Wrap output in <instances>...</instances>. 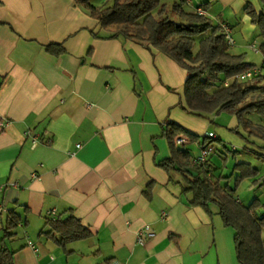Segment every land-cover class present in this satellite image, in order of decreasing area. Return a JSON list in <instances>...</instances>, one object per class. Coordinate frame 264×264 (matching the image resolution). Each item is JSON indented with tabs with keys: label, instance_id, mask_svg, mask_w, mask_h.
<instances>
[{
	"label": "crops",
	"instance_id": "1",
	"mask_svg": "<svg viewBox=\"0 0 264 264\" xmlns=\"http://www.w3.org/2000/svg\"><path fill=\"white\" fill-rule=\"evenodd\" d=\"M109 1L89 0L100 8ZM85 2L0 0V122L7 121L0 126V243L14 211L21 221L4 242L14 264H240L236 232L225 225L218 206L194 204L187 190L198 171L160 165L172 154L164 135L171 122L198 136H182L186 142L178 144L191 152L192 162L198 153L193 151L207 142L202 135L212 117L223 111L205 117L186 110L189 72L155 47L112 36ZM249 4L264 11V0H191L185 8L202 7L214 25H228L230 51L260 66L251 79L264 86V37ZM50 43H61L64 51H49ZM248 117L264 124L257 114ZM248 142L246 153L264 155V141ZM241 156L237 164L259 171L247 179L260 183L264 162ZM213 158L209 175L233 187L227 179L234 172L219 173ZM258 185L247 200L236 199L246 206L255 198L263 204L264 184ZM70 212L90 229V238L62 246L41 234L50 231L49 219ZM145 226L155 236L140 244L133 234Z\"/></svg>",
	"mask_w": 264,
	"mask_h": 264
},
{
	"label": "trees",
	"instance_id": "2",
	"mask_svg": "<svg viewBox=\"0 0 264 264\" xmlns=\"http://www.w3.org/2000/svg\"><path fill=\"white\" fill-rule=\"evenodd\" d=\"M85 1L100 26L114 32L112 36H123L145 47H155L189 72L182 103L186 110L205 117L226 111L235 115L250 135L264 140V124H255L248 117L257 114L264 121V86L238 78L255 65L247 62L244 54L230 51L231 45L222 25H214L207 16L186 10L184 0L175 1L170 6L163 0H113L112 5L103 8ZM246 9L264 37V11L258 12L250 4ZM47 49L56 54L64 51L61 43H50ZM261 51L264 55V43ZM226 80L230 83L226 84ZM164 135L172 154L160 165L167 170L178 166L184 173L195 168L198 175L190 179L187 188L194 193V204L207 210L211 204L218 206L225 225L236 232V252L240 264H264V212L257 213V209L264 204L255 198L246 206L235 197L239 183L256 177L259 171L250 164L238 163L233 169L235 185L222 187L209 175V161L200 166L192 164L191 152L177 143L182 136L197 141V135L174 122L168 125ZM253 153L264 162V155ZM257 180L264 184V175ZM20 221L21 216L16 212L9 213L0 243V264H14V253L5 247L4 242L13 236V230ZM47 224L50 231H42L41 234L62 246L92 236L90 229L72 212L64 218H51Z\"/></svg>",
	"mask_w": 264,
	"mask_h": 264
},
{
	"label": "rangeland",
	"instance_id": "3",
	"mask_svg": "<svg viewBox=\"0 0 264 264\" xmlns=\"http://www.w3.org/2000/svg\"><path fill=\"white\" fill-rule=\"evenodd\" d=\"M180 1V0H178ZM164 3H167L168 6L172 5L175 0H163ZM113 4V0L109 1V5ZM258 59V57H257ZM261 62H258L260 65ZM260 67V66H258ZM263 75H264V67L262 68ZM249 81L255 82L254 80L250 79ZM234 117L232 114H229L226 111H223L220 113L219 116L212 117V122L210 123V129L208 131H205L202 135L203 137L213 132L214 134L217 133L220 137H222L223 141L226 142V145L228 146V149L225 148L224 143L219 142L216 138L212 139L210 141L207 139L206 144H209L210 146H213L214 151L210 155V158L212 159V156L214 157L213 160L216 162L220 168L219 173H223L225 175H230L232 171H234V166L237 164V162L242 161L241 154H247L251 155L253 158L257 159L256 155L253 152L245 150V147L247 145L248 140L251 142L257 141V139H261L260 137L256 135H250L249 131L246 129V127L243 124L239 123V120L237 117H234L236 119L235 126H230L229 124L230 118ZM214 119V120H213ZM238 149L237 152H234L233 148ZM200 148V147H199ZM199 148H197L199 150ZM194 150L193 154L198 152V150ZM235 178L236 174L234 173L231 177H229L227 180L230 181V184L232 186L235 185ZM260 183H254L253 180L245 179L242 180L239 185L237 186V189L235 191V195L239 196L243 200H247L249 197H251L254 194V191L252 192V189L255 188L256 190L259 189ZM261 189V201L264 204V186ZM264 212V207L261 208ZM262 237L264 238V229H263Z\"/></svg>",
	"mask_w": 264,
	"mask_h": 264
},
{
	"label": "built area",
	"instance_id": "4",
	"mask_svg": "<svg viewBox=\"0 0 264 264\" xmlns=\"http://www.w3.org/2000/svg\"><path fill=\"white\" fill-rule=\"evenodd\" d=\"M184 2L186 4H191V0H184ZM196 12L199 13V14H203L204 10H203L202 7H198L196 9ZM222 27H223V32L225 34V37H226L228 43L230 45H233L234 44V39L232 37V31H231L230 27L228 25H226V24H223ZM252 49L257 51V47L255 46V44L252 45ZM260 71H261V69L259 67H255L253 69L245 71L244 73L239 75L238 78L240 80H244L245 81V80H248V79H251V78H254V77L258 76ZM5 125H7V121L2 120L0 122V126L3 128V127H5ZM30 133H31L30 131H27L26 135H29ZM204 137L206 139H215L216 135L213 132H210V133L206 134ZM33 139H34L35 143L38 142V138L37 137H33ZM185 142H186V140L183 139V138H178L177 139V143L178 144H184ZM80 146H81L80 144L77 145V147H80ZM199 147L200 148L198 150V153L196 154V156L192 160V163L194 165H196V166H200V165L206 164L209 161L210 155L214 151L213 146H210L209 144H206V142L202 143ZM34 176H36V175H34ZM53 214H54V211H49L48 212L49 216H52ZM162 218L163 219H168L169 215L164 212L162 214ZM133 235H134V240L136 242H138L140 244H144L148 239H151V238H153L155 236V232H154V230H152V228L150 226H145L141 230H139L137 232H134ZM28 245L35 252L39 251L38 247L31 240L28 241Z\"/></svg>",
	"mask_w": 264,
	"mask_h": 264
}]
</instances>
